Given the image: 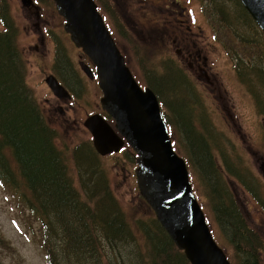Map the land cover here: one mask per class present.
Instances as JSON below:
<instances>
[{
  "label": "rangeland",
  "instance_id": "1",
  "mask_svg": "<svg viewBox=\"0 0 264 264\" xmlns=\"http://www.w3.org/2000/svg\"><path fill=\"white\" fill-rule=\"evenodd\" d=\"M35 1L39 8L33 10L23 5L22 0L0 3L2 9L6 6L10 9L18 26V43L27 63V83L47 120L59 129L61 147L87 142L91 140V133L84 126V120L89 114L103 111V93L98 80L91 79L82 69L85 62L93 64L64 30V19L54 2ZM103 1L109 8L101 12L142 86L148 84L150 69L166 74L171 65L182 74L174 69L172 74L169 72L179 87V95L173 97L174 104L167 100L169 105L162 106V110L170 120L167 123L174 146L187 160L191 158V180L219 243L228 246L213 216V205L207 204L208 187L198 160L183 144L186 145L187 133L192 132L191 127L185 128L187 117L189 124L208 135L202 144L206 148L207 143L211 148L227 186L244 208L250 225L264 230V173L260 168L264 156V116L257 103L258 100L264 106V73H261L264 60L257 53L248 54L253 51H246L251 44L232 38L233 35L224 31L215 32L214 27L219 31L218 21L208 18V14L214 15L205 13L210 8L205 0ZM220 1H225L234 15L239 13L235 1ZM242 20L239 18L241 32L264 47L263 31L256 22ZM45 23L52 29L50 34L43 35L41 25ZM4 27L0 21V31ZM189 49L195 56H190ZM237 57L240 59L236 60ZM248 62L252 66L246 65ZM49 74L56 75L71 91V100L57 99L45 82ZM185 81L189 87L183 84ZM168 97L169 92L165 100ZM200 151L206 153L205 149ZM100 165L107 169L128 221L143 236L140 222L154 212L140 195L134 152L125 147L118 153L101 156ZM74 174L78 182L80 175L76 171ZM26 190L23 185L15 190L0 181V238L5 239L0 240V264H49L41 243V222L24 202ZM256 196L261 203L256 202ZM125 252L129 250L122 249Z\"/></svg>",
  "mask_w": 264,
  "mask_h": 264
},
{
  "label": "trees",
  "instance_id": "2",
  "mask_svg": "<svg viewBox=\"0 0 264 264\" xmlns=\"http://www.w3.org/2000/svg\"><path fill=\"white\" fill-rule=\"evenodd\" d=\"M97 1L107 11V3ZM205 1L210 5V11L205 13L214 15L208 14V18L218 21L219 31L214 27L215 32L224 31L251 44L246 51H253L248 54L257 53L264 60V47L238 27L239 18L255 22L241 1L229 0L239 6L237 15L228 10L225 1ZM0 15L5 24V30L0 31V181L15 190L22 185L27 189L23 192L24 202L41 222V243L49 264H190L155 215L140 222L143 236L134 229L91 140L66 148L58 144L59 129L47 120L27 83V63L19 47L15 18L7 6L0 9ZM174 68L170 65L166 74L154 69L147 73V86L162 106L169 105L168 101L174 104L179 95V87L169 74ZM183 84L189 87L186 81ZM189 122L187 117L185 128L191 127L192 132L187 133L186 145L183 144L198 160L207 183V204L213 205V216L228 243L222 247L233 264H264L260 233L250 225L245 210L227 186L211 148L202 144L208 135ZM190 161L188 158L189 164ZM75 171L80 175L78 182ZM242 182L255 193L245 179ZM122 249L129 252L124 254Z\"/></svg>",
  "mask_w": 264,
  "mask_h": 264
},
{
  "label": "water",
  "instance_id": "3",
  "mask_svg": "<svg viewBox=\"0 0 264 264\" xmlns=\"http://www.w3.org/2000/svg\"><path fill=\"white\" fill-rule=\"evenodd\" d=\"M54 1L72 41L95 64L102 108L114 119L112 125L95 113L84 121L95 149L103 156L120 151L125 143L134 149L140 194L191 264H232L212 234L186 160L174 149L156 93L136 80L96 1ZM241 2L264 32V0ZM82 69L92 77L89 66L82 64ZM46 83L57 97H70L54 75L47 76Z\"/></svg>",
  "mask_w": 264,
  "mask_h": 264
},
{
  "label": "flooded vegetation",
  "instance_id": "4",
  "mask_svg": "<svg viewBox=\"0 0 264 264\" xmlns=\"http://www.w3.org/2000/svg\"><path fill=\"white\" fill-rule=\"evenodd\" d=\"M29 9V8H28ZM30 9H32V8H30ZM38 14H39V16L41 17V14H40V12H38ZM177 20H178V18H177ZM49 24H50V22H49ZM52 29V26L51 25H47L46 23H45V25H41V34H48L49 32H50V30ZM50 34V33H49ZM44 38V37H43ZM41 39V41L44 43V39ZM38 49H39V47L37 46L36 48H35V51L36 52H38ZM189 51H190V56H193L194 55V52L192 51V50H190L189 49ZM195 56V55H194ZM198 60V57L197 58H195V61H197ZM86 64H88L90 67H91V69L93 70V74H92V77H90L91 79H93V80H98V78H97V74L95 73L96 72V70H95V67H94V65H90L89 63H86L85 62V65ZM64 68V67H63ZM62 68V69H63ZM261 73H263L262 71H261ZM56 76V75H55ZM258 76H259V74H258ZM58 78V77H57ZM59 79V78H58ZM61 82V81H60ZM99 84V83H98ZM70 91V90H69ZM71 92V91H70ZM72 94V93H71ZM73 98V94H72V97L69 99V100H71ZM58 100H59V98H57ZM257 103H258V108H259V110L260 111H262V115L264 116V106L262 105V104H260L259 102H258V100H257ZM260 107H261V109H260ZM261 160H262V163H261V165H260V168L262 169V172L264 173V156H262L261 157ZM246 186V185H245ZM247 187V186H246ZM252 192V191H251ZM256 202H258V203H261L260 202V200H259V198L256 196ZM263 211H264V209H262ZM259 230V229H258ZM259 233H260V236H261V238H262V240H263V242H264V230L262 229V230H259Z\"/></svg>",
  "mask_w": 264,
  "mask_h": 264
}]
</instances>
